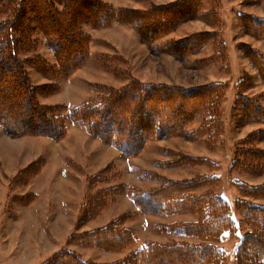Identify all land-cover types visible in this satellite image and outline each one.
<instances>
[{"label": "rangeland", "instance_id": "rangeland-1", "mask_svg": "<svg viewBox=\"0 0 264 264\" xmlns=\"http://www.w3.org/2000/svg\"><path fill=\"white\" fill-rule=\"evenodd\" d=\"M101 1L110 4L114 10L125 9L130 19L116 17L110 24L102 26L82 23L81 30L89 35L88 58L69 76L57 72L55 56L39 28L31 32L26 48L18 54L26 84L33 90L32 98L43 110L57 107L54 113L66 118V131L68 122L79 120L91 136L98 138L90 133L85 119L72 118V111L78 107L103 104L115 90L122 89L133 80L182 88L221 82L216 98L218 104L209 121L208 116L201 115L179 134L153 136L137 154L126 156L120 151L123 154L121 159L117 158L110 166L106 164L105 169L92 174L76 161L64 162L56 155H49L51 173L55 168V173L62 174L66 170L61 168H71L76 174V177L70 176L78 182L77 189L66 193L67 204L63 200V205H60L58 197L64 193L54 191L56 184L51 183L47 187L42 177L36 180L35 176L45 163L42 151L49 145H57L61 138L34 133L10 136L0 124L6 142L10 140L9 145L21 156L24 157L27 150L34 147V160L29 164L32 172L21 171L8 185L6 178L0 177V264H60V253L64 247L73 250L74 243L90 248L95 246L88 241L76 240L74 234L79 232L81 222L97 211L99 203L96 201L110 202L116 200L120 193L128 194L131 207L134 206V210L114 218L118 221L115 225L117 230L127 229L134 237L119 249L128 250L121 261L128 260L136 245L140 244V248L146 244H211L221 252L216 260L207 264H238L239 257L242 264H264L260 250L243 239L247 233L255 231V226L244 208L238 205V201L243 199L247 204L264 206V195H249L241 190V184L246 191L248 186H264V153L260 156L264 152V78L245 51L248 48L257 50V41L264 40L245 29L242 22V16L247 15L264 18V0ZM8 12L0 2V21L7 17ZM134 12L162 23L161 30L174 21L178 23L153 39L152 35L141 36L137 32L139 21L132 17ZM155 27L158 28L154 25L152 29ZM97 28L100 29L94 30ZM207 33H211V37L199 43ZM188 38L186 44L182 43ZM259 53L264 58V54ZM3 70L4 74L0 75V108L7 104L11 118H21V107L25 101L22 79L20 84L8 82L9 71L6 67ZM78 77L90 80L84 85L88 100H81L73 108L70 106H74V101H70L71 104L58 103L63 98L68 99L73 92L74 95L76 92L80 94V86L71 88L72 92L68 89L67 93H61V88L68 85V79L72 82ZM11 100L16 101L12 103ZM257 107L261 109L259 112ZM11 118L8 117L10 123L13 121ZM204 126L205 130H202ZM23 135L38 138H21ZM190 180L195 181V185L182 195L223 197L232 219L229 227L221 228L217 224L215 229L210 228L203 233L188 230L191 225L208 220L205 218L208 214L205 202L196 211L172 209L170 201L174 196L166 199L167 204L158 211H142L136 203V196L160 189L170 182L177 186V183ZM129 186L132 189L127 190ZM97 193H102L98 200ZM79 203L80 223L74 224L69 231L71 225L61 219L60 212L67 209L66 205L71 211L70 208H77ZM141 203L147 208L153 206L152 202ZM105 205L107 203L100 208ZM109 215L107 213L103 219ZM91 256L88 262L98 263L92 260L94 255Z\"/></svg>", "mask_w": 264, "mask_h": 264}, {"label": "trees", "instance_id": "trees-1", "mask_svg": "<svg viewBox=\"0 0 264 264\" xmlns=\"http://www.w3.org/2000/svg\"><path fill=\"white\" fill-rule=\"evenodd\" d=\"M0 2L9 11L7 17L0 21V75L4 74L3 68L6 67L10 74L8 82L20 84L19 81L22 79L25 99L21 107L23 110L20 112L21 118L12 119L8 114L7 104L0 108V124L10 136L34 133L44 134L53 139L62 138L66 133V118L54 113L57 107L43 110L36 104L32 98V87L26 84L23 64L18 58L19 52L26 48L25 43L31 32L39 28L55 56L57 72L69 76L88 58L89 35L81 30L82 23L94 26L107 25L116 17L130 19L127 15L129 12L125 14V9L114 10L110 4L101 0H0ZM132 17L139 21L137 32L141 36L152 35L153 39H156L158 34L174 28L176 26L174 23H178L174 21L171 26L161 30L162 23L158 21L146 19L137 12H134ZM242 20L245 29L264 40V18L247 15L242 16ZM154 25L158 28L155 27L153 30ZM203 37L199 43L206 42L211 33ZM189 39L183 40L182 43L186 44ZM245 51L255 62L259 75L264 78V58L255 49L248 48ZM221 86V82H215L201 87L182 88L133 80L122 89L115 90L113 96L107 98L103 104L74 109L72 118L85 119L91 134L105 143L112 144L124 155L132 156L140 152L153 136L179 134L201 115L208 116L207 120L210 119V114L218 104L216 98ZM11 101L14 103L16 100ZM257 109L258 112L261 110L259 107ZM8 117L13 120L11 123L18 124H14L16 126L11 124ZM202 130H205V126ZM263 153L261 152L260 156ZM194 182L190 180L177 183V186L170 182L168 185H162L160 189L150 191L151 193L136 196V203L143 209L142 211H158L167 204L166 199L174 196L175 199L172 198L173 201H170L172 209L196 211L201 209L202 203L205 202L208 213L205 218L208 220L206 223L202 221L200 224H193L191 225L193 229L189 227L188 230L195 229L196 233H203L210 231V228L215 229L217 224L221 225V228L229 227L232 219L223 197L182 195L186 190L193 188ZM243 187L241 184V190L246 194L264 195V186H248L247 191ZM130 189L132 188L129 186L127 190ZM101 196L102 193H97L96 200ZM141 201L152 202L153 206L147 208ZM108 202L109 200L96 201L99 203L98 208ZM238 205L244 208L255 226V231L247 233L243 239L248 244L255 245L264 259V206L247 204L243 199L238 201ZM116 223L118 221L114 219L108 225L74 234V237L80 242L88 241L103 248L119 250L129 244L134 237L127 229L117 230ZM219 252L221 250L211 244H146L135 251L128 260L91 263L65 248L60 253V264H207L213 259L216 260ZM238 264H242L241 257L238 258Z\"/></svg>", "mask_w": 264, "mask_h": 264}, {"label": "crops", "instance_id": "crops-1", "mask_svg": "<svg viewBox=\"0 0 264 264\" xmlns=\"http://www.w3.org/2000/svg\"><path fill=\"white\" fill-rule=\"evenodd\" d=\"M99 29L100 28H97L94 30H99ZM257 42L258 43L255 45V48L258 51H260L262 54H264V42H261V41L260 42L257 41ZM67 81L68 82L66 83L68 85H65L64 87L61 88V93H67L68 89L69 91L72 92V90L70 89L74 88V86H80L81 92H79L80 94L76 92L75 95L73 92L68 96V99L65 100V98H63V100L58 101V103L60 102L61 104L62 103L67 104L66 102H68L69 104H71L70 101H74L72 104L74 106H70L73 108L79 105L81 103V100L83 99L85 101L88 100V96L87 97L85 96L84 85L88 84L90 80L88 81L85 78L78 77L74 79V81L72 82H70L69 79ZM90 93L91 92H89V94ZM70 97H73V98H70ZM84 100L82 102H84ZM4 134L5 133H3V131L0 130V163L2 165V167L0 168V177L6 178V183L8 185L9 182L12 181L13 177L19 174L21 171L22 172L23 171L32 172V170L30 169V165H31L30 163H32V161L34 160V158H32L33 157L32 155L34 153V147L33 146L30 147V150L29 151L27 150V152L24 154V157H23L20 155V153L16 151V149H14L12 145H9L10 140L9 141L7 140L8 143L6 142V137H4L5 136ZM20 137L21 138L22 137L23 138H29V137L38 138V137H33L31 135H23ZM56 143L57 145H49L47 149L42 151L43 153H41V155H43L42 156L43 159L45 157V163L40 168V171L36 173L35 176L37 178L36 180H39L40 177H42L43 180H45L44 182H47V187H49L48 184H51V183L56 184L54 191L64 193L63 195H59V197L56 196V198L58 197V199L61 201L60 205H63V202L67 200L66 197L68 194L66 193H71V191H75L77 189L78 182H75L76 179L71 177V176L76 177V174L72 173L73 172L72 170L74 169L70 168L69 170L66 168H61L63 170L64 169L66 170L62 174V173H55L57 169L55 168L54 173H51L49 170V163H48L49 155H56L57 159H59L60 161L63 160L64 162L66 161L68 162L69 160H73L74 162L76 161L77 164L84 167L85 171L87 173L89 172V174L97 172V170L99 171L103 170L105 169L106 164H109L108 166H110V164L113 163L112 161H115L117 158L121 159V157H123L122 156L123 154L118 149H116L113 145L105 143L101 141L100 139L91 136L88 133L86 127H84V124L79 120H73V121L68 122L67 131H66L65 136L59 139ZM6 144H8L9 146ZM82 152L85 153L84 156L82 155ZM59 172H60V169H59ZM63 180L65 181L63 182ZM43 189L45 190L46 188L43 187ZM65 204H67V202ZM131 204L132 202L130 201L128 194H124V193L118 194V197L116 200L110 201L107 205L102 206L100 209L98 208L94 214L85 218V220L81 222V226H80L78 233H83L87 229L89 230L96 229V228H100V227L107 225L110 220L117 218L122 213H125L126 211L128 212L132 209L134 210V206L131 207ZM64 207H67V209H64V211L60 212V214L62 215L60 217H62L61 219L63 220L65 219V222L71 225L70 226L71 228L69 230L71 231L72 226L79 222L78 217L80 214V203L77 205V208H70L71 211H69V206L66 205ZM119 208H122L121 210H119V212L118 211L115 213L113 212L115 209L118 210ZM107 213H109L110 215L105 217V219H103ZM126 224L129 225L128 220ZM140 246L141 244L138 245V247L136 245L133 251L134 252L137 251L140 248ZM64 248H67V247H64ZM94 250H97L98 253L95 254L96 251ZM70 251H73L75 254H77V256H79L81 259L85 261H89L92 257L91 255H94V258H92L93 261H96L98 263H110V262L123 260L128 250L124 251L122 249V250L114 251V250H109L106 248L98 247L96 245L90 248V246H85L84 244L79 245L77 243H74V248L73 250H70ZM84 251L87 253H84ZM89 253L91 255H89ZM95 255L97 257H95Z\"/></svg>", "mask_w": 264, "mask_h": 264}]
</instances>
